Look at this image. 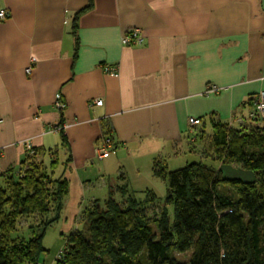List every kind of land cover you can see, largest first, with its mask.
Returning <instances> with one entry per match:
<instances>
[{
    "label": "crops",
    "instance_id": "0c3cea01",
    "mask_svg": "<svg viewBox=\"0 0 264 264\" xmlns=\"http://www.w3.org/2000/svg\"><path fill=\"white\" fill-rule=\"evenodd\" d=\"M88 1L0 0V179L35 152L48 159L67 183L63 234L85 227L100 185L142 191L154 163L176 169L198 137L215 159L213 123L256 124L249 113L264 91V0H92L84 10ZM132 28L142 44L122 45ZM103 136L114 149L98 159Z\"/></svg>",
    "mask_w": 264,
    "mask_h": 264
},
{
    "label": "trees",
    "instance_id": "16d2710c",
    "mask_svg": "<svg viewBox=\"0 0 264 264\" xmlns=\"http://www.w3.org/2000/svg\"><path fill=\"white\" fill-rule=\"evenodd\" d=\"M91 6L89 0L84 10ZM79 13L71 26L75 48ZM256 124L233 127L215 121L210 138L215 159L255 174L264 171V126ZM62 141L67 147L65 138ZM26 161L37 171L38 163L43 166L36 152ZM10 171L0 179V264H38L45 230L60 217L67 183L53 178L64 191L49 194L37 174L12 179ZM151 171L166 181L164 203L173 205L172 219L161 209L149 221V204L137 203L126 186H117L110 189L104 206L94 201L85 211L83 229L65 234V247L55 264H143L140 255L145 264H264V185L224 178L220 170L197 162L173 170L156 162ZM223 184L231 187L230 194L222 191ZM114 191L121 194V202ZM147 194L154 204L153 194ZM32 216L44 220L33 226L32 238L13 239L17 222ZM174 251L191 254L180 261Z\"/></svg>",
    "mask_w": 264,
    "mask_h": 264
},
{
    "label": "rangeland",
    "instance_id": "374dc122",
    "mask_svg": "<svg viewBox=\"0 0 264 264\" xmlns=\"http://www.w3.org/2000/svg\"><path fill=\"white\" fill-rule=\"evenodd\" d=\"M256 125L264 126V120H259ZM206 138H208V136H206ZM206 142L207 139L201 140L200 137H198L196 139L194 149L190 147V150L185 152V156L181 157V163L173 168L177 169L185 166L187 163L197 162L212 166L217 170H220V175L223 174L224 178H240L243 181L247 182L253 180V182L258 186L264 185V171L255 174L254 171L246 170L240 165H236L235 163H224L223 161H219L218 159L211 158L210 156H207L205 153H203V151H205L207 154H210L212 152L208 149V145L206 146ZM36 166L39 167L38 171L34 169L35 165L33 167L30 162L26 161L20 166L11 170L8 173V176H11L12 179H17L28 176L29 174H37V178L42 183V186H44V188H46L47 190L49 189V194L54 193V191L56 190H58V192L64 191L63 184H57L55 181H53V177L50 174L54 169H52L51 162L48 159H44L43 166L39 163ZM146 187L149 188L146 189ZM98 189L99 190L96 195V201L99 205L104 206L108 196L106 195V189L102 185L98 186ZM142 189L144 190L139 191V189L135 191L132 196L139 204H149L146 207V214L149 217V221H152V219L157 217L161 213V209L166 210L170 219L173 218V205H165L164 203L167 196V184L165 180L156 177L151 183L147 184ZM222 191L224 193L230 194L232 190L229 185L223 184ZM148 192L150 194H153L152 197L154 204H151V196H148ZM113 196L115 197L116 201H122V196L119 192L114 191ZM39 221H44L43 217L32 216L19 220L14 231H12L11 233V237L22 242L28 241L33 236V230L36 227L33 226ZM80 224V228L83 229L82 226L84 225V221H82ZM42 245L44 248V252L39 255L38 264H55L56 260L59 258L61 252L65 247V234L61 233L58 228L57 222H54L47 226L43 236ZM190 254V252L179 253L177 251H174L173 256L177 260L185 261L189 258ZM139 257L141 262L145 264L144 257L141 255Z\"/></svg>",
    "mask_w": 264,
    "mask_h": 264
},
{
    "label": "built area",
    "instance_id": "2783aa9c",
    "mask_svg": "<svg viewBox=\"0 0 264 264\" xmlns=\"http://www.w3.org/2000/svg\"><path fill=\"white\" fill-rule=\"evenodd\" d=\"M7 17V12L5 10H0V19H4ZM143 42V38L141 35V30L139 28H132L127 31H125L121 37V44L122 45H140ZM31 63L35 62L34 58L30 59ZM104 71L106 73H109L113 76L118 75L117 67H109L104 66ZM31 65L28 66L25 71L26 73H30ZM216 90V87H209L206 92L211 93ZM91 105L94 106H100L102 105L101 99L93 100ZM54 107L58 111H62V109L65 107L64 102L62 101L60 93L56 94ZM249 118L251 120H264V91H259L258 94L255 97L252 109L249 113ZM189 125L191 127L195 125H199L201 121L199 119L190 118L188 120ZM65 126H56L53 128L54 131L60 132L63 130ZM114 149V144L112 142V139L109 136H103L100 140V143L97 146L96 149V156L98 159H102L108 156V154Z\"/></svg>",
    "mask_w": 264,
    "mask_h": 264
}]
</instances>
